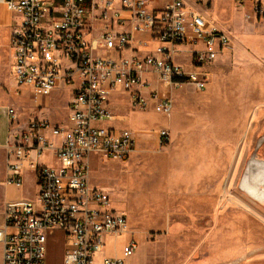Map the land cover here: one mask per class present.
Masks as SVG:
<instances>
[{"label": "built area", "instance_id": "2783aa9c", "mask_svg": "<svg viewBox=\"0 0 264 264\" xmlns=\"http://www.w3.org/2000/svg\"><path fill=\"white\" fill-rule=\"evenodd\" d=\"M154 1L0 0L18 16L11 36V74L18 89L30 88L36 101L60 89L72 95L66 124L34 118L18 133L13 128L3 145L6 183L22 188L25 172L32 171L38 184L37 200L5 205L3 264H46L49 238L58 231L65 239L63 264H125L139 249L130 232L120 256H97L130 223L110 194L92 183V156L123 162L137 148L135 133L114 125L125 117L113 112L111 95L127 93L134 109L154 103L170 117L173 90L207 89L211 67L232 47L231 36L204 11L213 0H170L153 7ZM238 1L242 7L249 3L247 17H264V0ZM182 53L188 65L175 60ZM8 118L11 127L19 123L15 108H8ZM158 136L167 143L169 129L160 128ZM49 152L57 164L40 162Z\"/></svg>", "mask_w": 264, "mask_h": 264}, {"label": "rangeland", "instance_id": "374dc122", "mask_svg": "<svg viewBox=\"0 0 264 264\" xmlns=\"http://www.w3.org/2000/svg\"><path fill=\"white\" fill-rule=\"evenodd\" d=\"M249 6L213 0L211 19L231 36V50L211 67L207 89L173 90L170 117L116 104L130 115L125 126L135 132L137 148L123 162L99 161L103 157L94 154L91 179L107 188L130 224L99 258L120 256L133 232L139 249L125 264H264V201L241 187L250 162H264V17H247ZM175 60L187 63L189 57ZM7 95L24 120L65 119L66 94H53L39 108L30 93L14 97L10 81ZM164 127L167 143L158 136ZM23 187V198L37 200L34 174ZM54 243L59 246V239Z\"/></svg>", "mask_w": 264, "mask_h": 264}, {"label": "crops", "instance_id": "0c3cea01", "mask_svg": "<svg viewBox=\"0 0 264 264\" xmlns=\"http://www.w3.org/2000/svg\"><path fill=\"white\" fill-rule=\"evenodd\" d=\"M168 1H170V0H155L152 3V6L153 7L154 6H163ZM212 4H213V2H212ZM210 9H211V7L208 10H204L206 15H210V12H209ZM213 12H215V11H213ZM17 21H18V16L16 14H14L13 12H11L9 9H7V7L4 4L0 3V228L3 227L5 224L4 208H5L6 203L8 201L22 199L24 196V189H23L24 187L17 188V187L8 185L6 183L7 153H6L5 149L3 148V145L6 144L10 139V136H11L10 131L14 128L13 132L18 133V131L20 129H22L26 126V123L28 122V120H31L34 118H40V119L47 120V121L51 122L50 117L47 115H43V116L42 115H40V116L35 115L33 117H28L26 120H24L21 117V116H23V115H21L22 113L18 112V108H16L12 103H10V101L8 99L7 91H8V87L10 86V81H12V84H13V96L14 97L19 99V97H21L24 93L25 94L30 93L35 105L39 108H42L43 105H45V99L51 98L53 94H55V93H58L60 95L66 94L68 99L66 102L67 112H66L65 119L57 120L55 122H51L55 125H63V124H66L68 122V114H69L68 102L72 96L68 89H60V90L55 91L51 96L40 97L36 101L35 97H34V93L30 88L23 87L21 89H18L17 84H16V82L13 79V76L11 74V67H12V63H13V51H12V47H11V36H12L14 25ZM138 36L140 38H148V35H138ZM152 45H156V43L152 42ZM101 54L103 56H106L109 53H107L106 51H102ZM179 63L184 64V65H188L189 61L187 63L186 62H184V63L179 62ZM149 78H151L154 82V85L156 87H158L162 93H164V87L161 85V83L158 80H156L155 77H149ZM125 96H126V98H125ZM121 101L128 102L129 107L131 109H134L131 106V103H130V100H129L127 93L114 92L110 98L111 108L115 114L125 117L124 121L116 122V123H114V125L119 126V127H125V128L130 129L131 131H133L130 128V126H125V125H128V122L130 121V115L129 114H122V112H121L122 109H120L119 107L116 106V104L118 102H121ZM9 107L15 108L17 113H18L19 123L17 125H15L14 127H11V124L9 122V118H8V108ZM137 110H139V109H137ZM149 110L157 112L154 103H151V106L145 111H149ZM159 114L162 115L161 113H159ZM124 123H127V124H124ZM96 159H98L99 161H107L101 157H97ZM40 162L42 164H48V165L57 164L56 157L52 152H49L45 156L41 157ZM30 174L35 175V173L32 171H26L25 172L26 177L24 176V180H25V178H28L30 176ZM35 178H36V175H35ZM101 188H103L107 191V188H105V187H101ZM107 192L109 193V191H107ZM114 207H115V205H114ZM116 209L118 210V208H116ZM129 223H130V221H129ZM58 232H62V231H58ZM121 236H124V233L121 235H114L111 238H114V237L120 238ZM63 237H64V233H63ZM124 244H125V242H124ZM64 245H65V239H64ZM64 254H65V247H64ZM63 259H64V257H63ZM0 264H3L1 244H0Z\"/></svg>", "mask_w": 264, "mask_h": 264}, {"label": "bare ground", "instance_id": "6f19581e", "mask_svg": "<svg viewBox=\"0 0 264 264\" xmlns=\"http://www.w3.org/2000/svg\"><path fill=\"white\" fill-rule=\"evenodd\" d=\"M260 185L264 186V162L253 159L242 178L241 187L252 198L264 201V188H260ZM127 232L129 229L124 234Z\"/></svg>", "mask_w": 264, "mask_h": 264}, {"label": "trees", "instance_id": "16d2710c", "mask_svg": "<svg viewBox=\"0 0 264 264\" xmlns=\"http://www.w3.org/2000/svg\"><path fill=\"white\" fill-rule=\"evenodd\" d=\"M54 239H59V246L54 243ZM64 237L62 232H56L49 238L47 264H63L64 257ZM58 247V248H57Z\"/></svg>", "mask_w": 264, "mask_h": 264}]
</instances>
